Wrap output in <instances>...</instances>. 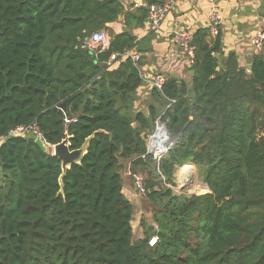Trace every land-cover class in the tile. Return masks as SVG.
<instances>
[{"label": "trees", "instance_id": "obj_1", "mask_svg": "<svg viewBox=\"0 0 264 264\" xmlns=\"http://www.w3.org/2000/svg\"><path fill=\"white\" fill-rule=\"evenodd\" d=\"M147 16L121 0H0V264H264V40L248 71L223 55L220 31L209 42L196 30L190 86L165 79L143 112L133 31ZM97 32L104 50L89 44ZM157 119L172 144L160 161L141 139ZM37 135L68 136L71 151L91 137L61 184ZM187 165L207 193L172 190ZM124 169L142 177L151 214L136 240Z\"/></svg>", "mask_w": 264, "mask_h": 264}, {"label": "crops", "instance_id": "obj_2", "mask_svg": "<svg viewBox=\"0 0 264 264\" xmlns=\"http://www.w3.org/2000/svg\"><path fill=\"white\" fill-rule=\"evenodd\" d=\"M172 1L170 10L165 15L158 29L150 31L147 24L133 31L139 38H145L142 49L146 52L141 66L142 85L137 92L138 110L147 111L153 105L151 91L153 78H174L190 86V65L181 56L173 43V36L180 31L195 32L208 27V13L215 7L220 16V40L223 55L233 53L239 65L248 70L255 54L251 46L255 33L264 28V0H121L125 10H133L148 4H163ZM215 36L210 35L211 42ZM123 194L133 206L138 196L133 180L127 169L122 171ZM140 197V196H139Z\"/></svg>", "mask_w": 264, "mask_h": 264}, {"label": "built area", "instance_id": "obj_3", "mask_svg": "<svg viewBox=\"0 0 264 264\" xmlns=\"http://www.w3.org/2000/svg\"><path fill=\"white\" fill-rule=\"evenodd\" d=\"M172 1L165 2L163 4H150L148 8L147 16V27L150 31H154L159 28L161 22L163 21L165 15L170 10ZM208 29L212 36H216L220 31V16L215 7H211L208 13ZM264 40V28L258 30L255 33L253 40L251 41V46L255 52L262 51V43ZM173 43L178 48L181 56L186 60V62L191 65L194 60L195 48L192 44L193 34L190 31H180L174 34ZM89 44L92 47H99L104 50L109 45V37L105 32H97L91 35L89 39ZM139 55L132 56L134 62L139 61ZM114 59V56L111 57ZM165 79L161 76H155L153 78V87L160 89L164 83ZM29 128H17L12 133H28ZM146 143V155H151L155 161H160V159L170 150L171 143L167 136L164 125L159 119L154 122L153 131L145 136ZM130 175V174H129ZM133 180L134 189L141 193L143 192L142 177L137 175H130ZM157 238L154 236L149 239L148 245L153 246L156 243Z\"/></svg>", "mask_w": 264, "mask_h": 264}, {"label": "rangeland", "instance_id": "obj_4", "mask_svg": "<svg viewBox=\"0 0 264 264\" xmlns=\"http://www.w3.org/2000/svg\"><path fill=\"white\" fill-rule=\"evenodd\" d=\"M260 136L264 138V130L261 132ZM51 151V147L48 146V152ZM186 167L193 169V176L190 178H185V176L181 175L182 170L187 169ZM174 178L175 186L172 190L177 194L184 193L187 195H202L205 194L207 191L206 185L199 180L197 175V169L193 165H187L183 168L178 169L174 174ZM135 193L138 198L137 202H134V212L131 220L133 240L142 237V229L139 225L141 218L145 217L149 220L151 217L149 206L146 200L141 197V195L136 190Z\"/></svg>", "mask_w": 264, "mask_h": 264}, {"label": "water", "instance_id": "obj_5", "mask_svg": "<svg viewBox=\"0 0 264 264\" xmlns=\"http://www.w3.org/2000/svg\"><path fill=\"white\" fill-rule=\"evenodd\" d=\"M150 5V4H148ZM251 66L248 67V71H250ZM60 109L65 112L64 104L60 106ZM91 137L87 138L81 148L77 150H70L69 149V137L66 136L60 143L50 146L51 147V154L57 157L61 163V174L59 176V184H61V180L65 175L66 171L70 168L72 164H80L83 156L87 153V148L89 144V140ZM141 139L145 140V136L141 135ZM34 142L38 145V147L44 152H48V146L41 138L40 135L35 137ZM190 186V185H189ZM207 188V187H206ZM173 189V188H172ZM208 192V189L206 193Z\"/></svg>", "mask_w": 264, "mask_h": 264}, {"label": "bare ground", "instance_id": "obj_6", "mask_svg": "<svg viewBox=\"0 0 264 264\" xmlns=\"http://www.w3.org/2000/svg\"><path fill=\"white\" fill-rule=\"evenodd\" d=\"M187 168V167H186ZM181 175L182 176H185V178L186 177H192L193 176V169L192 168H187V169H185V170H182V172H181Z\"/></svg>", "mask_w": 264, "mask_h": 264}]
</instances>
